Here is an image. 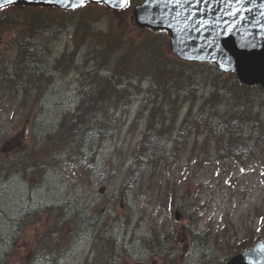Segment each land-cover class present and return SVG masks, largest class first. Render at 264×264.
<instances>
[{
  "label": "rangeland",
  "instance_id": "obj_1",
  "mask_svg": "<svg viewBox=\"0 0 264 264\" xmlns=\"http://www.w3.org/2000/svg\"><path fill=\"white\" fill-rule=\"evenodd\" d=\"M89 7L91 9L86 11L73 12L72 17H69L72 23L54 29V32L45 28L33 37L32 41L36 45L45 46L40 63L44 70V87L41 94L30 96L42 97L32 98L24 107L21 105L24 94L14 83L0 80V154H6L7 159L13 160L24 149L34 147L40 154L39 165L42 163L27 172L15 169L14 173L0 181V255L6 253L1 238L10 237L11 232H14L17 240L7 253L8 263L39 264L41 261L42 264H52L43 258L51 255L53 264H111L107 252L111 245L106 242V238L112 235L122 241L128 229L125 245L128 250L123 249L119 257L122 264H160L161 257H157L154 252V245L146 243L143 236L174 229L173 242L179 254L178 264H199L203 262L204 256L200 254L199 247L203 244L197 236L204 229L207 233L201 236L205 247H208L209 258L215 255L224 259L245 242L256 240L257 236L264 237V151H255L244 165H236L231 158L224 162L211 157L203 162V166L193 165L186 170L185 163L192 145L199 146L206 139L207 129L204 126L192 129L186 141L188 151L173 165L171 177L166 175L168 171L164 167H160L143 183L134 185L126 195L120 192V188L125 184V175L134 161L132 150L146 128V113H139L138 110L140 102L132 105L127 123L119 135L91 140L97 150L96 158L92 161L91 156L86 158L85 163V159H76L71 155L54 158L51 152L43 150L44 140L56 134L63 114L77 106V82L88 74L82 63L87 55L96 53L99 45L96 35L88 37L77 55L80 69H63L62 64L56 62L60 54L74 45L73 23L82 15L86 19L94 18L95 32L112 28L119 35L118 38H125L126 42L133 34L131 39L136 45L146 35V32L134 28L132 13L113 14L95 3ZM20 10V7H13L9 11L18 14ZM53 14L60 16L63 12L54 10ZM5 15L3 18H6ZM124 18L130 20V27L123 24ZM51 38L53 41L50 43ZM21 40L22 26L19 23L10 21L0 25V74L9 72L4 69H10L18 57L17 44ZM120 49L116 53H130L129 50ZM213 70L212 67L205 69L208 80L213 79L212 83L221 78ZM212 83L200 91L201 102L208 97L213 88ZM255 93L257 96L263 95L259 89ZM212 113L215 114V111ZM246 122L245 135L248 137L255 130V135L249 137L255 143L261 134L258 125L262 123L264 126V109L261 119H247ZM172 146L170 142L168 151ZM197 151L193 156L198 154ZM163 181L164 189L154 190V184ZM174 184L178 188L176 205L181 210L180 220L175 218V212L170 213L165 206V191ZM102 186L106 187L104 193L100 192ZM184 191L187 201L182 195ZM116 195H121L122 201L124 197V203L115 205ZM70 198L78 202L77 207L86 206L87 211L96 206L98 214L102 216L97 225L76 230L77 226L69 220V215L62 227V235H68L69 240L67 245L59 246L56 245L58 241L51 243V237L46 235L47 229L60 215L53 206ZM47 206L50 210L40 213ZM75 208L76 205L71 206L72 211ZM26 212L31 216L29 219H24ZM123 212L133 213L135 217V223L130 228L124 225L125 220L121 218ZM174 221L176 225H173ZM189 221L193 224H189ZM14 222L22 223L17 230L10 229L14 228ZM30 254V261L25 263L22 256Z\"/></svg>",
  "mask_w": 264,
  "mask_h": 264
},
{
  "label": "trees",
  "instance_id": "obj_2",
  "mask_svg": "<svg viewBox=\"0 0 264 264\" xmlns=\"http://www.w3.org/2000/svg\"><path fill=\"white\" fill-rule=\"evenodd\" d=\"M20 8L18 14L9 11V8L4 9V13H0V25L10 21L19 23L22 26L23 38L18 43L17 60L9 72L0 74V80L14 83L23 92L21 105L25 107L32 98L42 97L30 95H34L35 92L40 93L44 87V72L40 63L45 54L43 52L45 46L36 45L31 38L45 28L54 32V29L72 23V20H69L72 13L65 12L56 16L47 9L34 10L26 6ZM89 8L91 9L86 7L81 11ZM100 8L113 14L117 12L103 5ZM3 15L6 18H3ZM82 16L73 23L75 26L73 47L60 54L56 63H61L63 69H80L77 55L87 43L88 37L96 35L99 45L96 53L87 55L82 63L88 74L77 82L79 92L77 106L63 114L56 134L44 140L43 150L51 152L54 158L71 155L76 159H85V163L86 158L91 156L92 161L96 158L97 150L91 140L119 135L127 123V115L132 105L136 100H140L138 110L139 113H146V128L141 140L132 150L134 161L125 175V184L120 188V192L124 195L128 193L133 183L144 180L148 171H156L160 167L170 170L172 165L187 153L186 141L193 128L204 126L207 129V136L199 146L192 145L186 159L187 166L191 164V160L193 165L203 166V162L210 160L211 157L224 162L231 158L236 164L242 165L249 154L264 151L262 123L258 125L261 134L255 143L249 139L255 135V130L248 137L245 135L246 120L258 121L264 108V95L257 96L255 87L243 86L233 73L224 76L215 64L179 59L171 53L166 33L147 30L141 43L136 45L131 39L133 34H130L129 41L126 42L125 38H118L119 35H116L111 27L108 31L95 32L94 18L86 19L84 15ZM123 24L128 26L124 19ZM122 29L126 30V28ZM49 42L52 40L50 39ZM118 49L126 52L129 50L130 53L123 55L116 53ZM208 66H212L213 71L221 78L214 80L212 93L201 102L199 93L206 81L205 69ZM221 94L225 96H220ZM212 111H215V114ZM169 141L173 143L170 151L167 147ZM195 151L198 154L193 156ZM5 156L6 154H0V181L14 173L15 169L27 172L31 167L35 169L42 165V163L39 165L40 154L34 147L30 150L24 149L13 160ZM174 192L176 193V188H173L172 196ZM118 202L120 196L116 195L114 204L117 205ZM73 205H76V208L72 211ZM77 206H79L78 202L71 198L58 206H53L60 215L47 229L46 235L51 237V243L55 244V241H58L56 245H67L69 237L62 235V227L65 226V220L69 215V220L77 226L76 230H86L100 221L102 215L98 214L96 206L89 211L86 206ZM44 210L50 208L47 206L40 210V213ZM132 214L126 212L121 214L127 226L134 222L135 217ZM29 217L30 214L26 212L24 219ZM20 224L22 223H19L17 228ZM171 238V231L161 235L154 233L152 238H149L162 254L161 264H177ZM149 239L143 237L144 241ZM198 239L204 244L201 233ZM106 242L111 245L107 248L111 264H122L119 257L121 251L125 249L124 240L120 244L110 235L106 238ZM117 245L120 249H116ZM202 250L205 251L204 245ZM210 261L208 263L211 264L220 262L217 257H213ZM5 263V258H1L0 264Z\"/></svg>",
  "mask_w": 264,
  "mask_h": 264
},
{
  "label": "water",
  "instance_id": "obj_3",
  "mask_svg": "<svg viewBox=\"0 0 264 264\" xmlns=\"http://www.w3.org/2000/svg\"><path fill=\"white\" fill-rule=\"evenodd\" d=\"M94 1L124 7L119 0ZM13 3L73 8L61 0H0L2 6ZM135 15L141 27L169 29L172 49L180 57L216 61L224 70H236L243 82L264 85V0H146ZM226 264H264V241Z\"/></svg>",
  "mask_w": 264,
  "mask_h": 264
},
{
  "label": "snow or ice",
  "instance_id": "obj_4",
  "mask_svg": "<svg viewBox=\"0 0 264 264\" xmlns=\"http://www.w3.org/2000/svg\"><path fill=\"white\" fill-rule=\"evenodd\" d=\"M9 3L12 2V0H8ZM62 3H65V4H71L72 7H76L78 6L77 4L75 3H71V0H61ZM120 4L122 6H126L129 4V0H119ZM0 7H2V5H0Z\"/></svg>",
  "mask_w": 264,
  "mask_h": 264
}]
</instances>
